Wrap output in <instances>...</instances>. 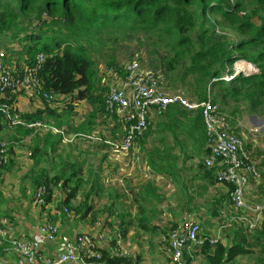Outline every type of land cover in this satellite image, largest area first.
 <instances>
[{"label":"trees","instance_id":"1","mask_svg":"<svg viewBox=\"0 0 264 264\" xmlns=\"http://www.w3.org/2000/svg\"><path fill=\"white\" fill-rule=\"evenodd\" d=\"M127 34L141 35L151 41L152 49L161 51L162 70L169 86L175 89L173 93L181 92L178 87L181 85L190 99L211 100L232 120L242 118L237 114L263 116L264 0H0V52H5L4 60L10 67L20 68L23 64L32 65L38 54H44L40 74L43 89L60 97L51 105L43 100H39L41 104L35 103L29 98L28 113L23 120L46 122L63 130L65 135L53 131L35 133L25 126L14 128L8 136V157L0 172V201L4 199V177L9 168L17 164L15 149L25 148L30 152L33 165L20 172L18 185H26L30 203H35L40 187L47 188L45 203L37 207L42 211L49 207L47 221L60 225L88 222L96 234L119 233L123 243L139 242L138 236L128 238L133 221L126 223V217L116 208L120 205L116 204L118 198L109 187L104 188L101 171L69 152H57L58 143H67L66 138L89 141L96 137L99 126L103 129L104 123L112 122L105 111L110 81H100V65L110 62V67H117L109 46L114 41L124 40ZM10 37L14 41L4 44ZM17 40L25 42V49L18 53L23 55L19 60L13 55ZM240 60L258 65L262 72L252 76L241 73L229 82L224 81V76L234 74V64ZM104 73L108 76L107 68ZM9 98H0V106L14 105L17 97ZM80 104L84 111L75 113ZM171 107L176 106H169L161 113L169 112ZM177 107L184 116L192 113L196 116L191 128L200 132L202 123L207 142L201 112ZM19 110L23 111L24 107ZM6 130L4 114L0 111V140ZM121 134L124 133L120 125L115 123L106 136L101 134L97 147L101 149L112 140L119 141ZM207 151L209 156L210 151ZM84 153L87 155L89 150L85 149ZM207 171L211 178L215 177L216 168ZM232 189L229 186V193ZM7 193L9 195L8 190ZM110 200L113 204H109ZM229 203L228 207L234 210L230 198ZM156 205H138L141 228L152 235L147 240L150 244L154 236L159 237L180 223H172L169 230L157 225L162 211L154 216L148 214L150 206L153 211ZM213 208L216 210L215 205ZM5 210L8 213H3L0 220L6 219L11 228H15L16 216L9 208ZM101 215L104 219L100 220ZM117 219L121 223L115 224ZM150 223L155 225L150 227ZM101 225H105V231L101 230ZM201 229L207 239L199 253L204 264H239L244 256H253L255 264H264V221L255 228L241 221L232 242L223 238L215 246L210 243L213 234L207 233L202 225ZM17 237L26 236L22 233ZM137 248L132 247L125 256L102 250V264H143L142 249ZM5 254V247H0V258Z\"/></svg>","mask_w":264,"mask_h":264},{"label":"built area","instance_id":"2","mask_svg":"<svg viewBox=\"0 0 264 264\" xmlns=\"http://www.w3.org/2000/svg\"><path fill=\"white\" fill-rule=\"evenodd\" d=\"M5 55V52H0V98L17 97L14 105L4 103L0 106L6 127L25 126L35 133L53 131L64 135L63 130L46 122H24V115L28 112L26 109L19 110L24 102H30L29 98L39 104L43 100L48 105L60 98L43 89L40 74L45 55L38 54L32 65L23 64L20 68L10 67L4 60ZM247 64L249 67L241 72L244 75L252 76L262 72L258 65ZM110 73L112 81L105 99V111L113 124L120 125L124 134L116 143L108 144L113 149L129 154L136 141L145 136L149 129L153 112L165 111L169 106H179L188 112L201 110L210 151L205 166L216 168L215 179L219 184L233 188L229 198L234 210L239 213L238 219L251 228L260 226L264 221V199L254 204L247 201L251 182L260 179V169L247 150L245 141L233 128L230 117L221 113L219 106L211 100L196 102L188 99L183 92L167 94L156 74L152 70L143 69L137 61L127 66L122 78L115 72ZM235 73L226 76L224 80L234 79ZM7 154L8 143L0 140V172ZM46 194L47 188L40 187L36 194V204L43 205ZM102 233L105 232L92 235L78 231L68 237L63 233L61 225L46 222L33 231L30 238L28 235L18 238L7 220L2 219L0 247H5L6 254L0 258V264H102V250L120 253L122 256L128 253L121 234L117 233L106 240L107 235ZM205 241L207 239L202 235L201 225L186 218L176 228L160 234L159 252L164 258V264H195V254L200 252ZM217 242L218 239L210 240L211 245Z\"/></svg>","mask_w":264,"mask_h":264},{"label":"crops","instance_id":"3","mask_svg":"<svg viewBox=\"0 0 264 264\" xmlns=\"http://www.w3.org/2000/svg\"><path fill=\"white\" fill-rule=\"evenodd\" d=\"M22 106L27 109L29 104L24 102ZM82 109L76 108L75 113ZM161 114V112L153 113L148 132L144 138L135 143L129 154L111 148L108 157L107 181L110 191L118 198L116 204L120 205L116 208L124 214L126 223L133 221L128 238L138 236L139 241H147L152 236L141 228L139 204H164L162 207L156 205L153 211L150 206L148 214L153 216L156 215V210L166 211L160 219V224H157L166 229L169 227L168 223L171 225L182 222L186 218L193 221L198 219L212 226L223 225L230 219L229 187L217 183L214 177L211 178L208 168L204 166L208 151L202 123L200 122V132L193 131L191 126L196 116L193 113L184 116L178 107H171L169 112ZM255 117L256 120L251 119L250 125L244 124L243 128H235L236 133L244 139L252 158L260 169L259 181H252L247 192V201L250 204L264 199V121L261 117L256 115ZM78 121L81 122L79 118ZM17 158L23 165L26 156L19 153ZM92 168L98 171L99 166ZM4 179L8 180L9 175L6 174ZM2 190L4 199L0 201L1 207L12 208V205H6L5 202V199L9 197L6 186L3 185ZM17 192L15 194L18 197L20 193L18 190ZM12 199L15 200V198ZM27 204L35 203L29 202L23 207L19 206L20 213L15 215L17 225L15 228L12 227L14 233L20 236L22 233L27 236L40 225L49 222L47 221L49 207L44 211L36 208L40 216L38 219L36 216L26 218L27 215L23 213L22 208H25ZM109 204H113V201L110 200ZM31 213L35 214V210L32 209ZM173 218L176 219L174 222ZM34 219L37 222L33 223ZM118 223L121 222L117 219L115 224ZM155 223H150V227ZM78 231H80L79 228L74 229V233ZM74 233L66 236H72ZM215 234L222 235L219 229L212 237ZM156 238L159 240V237H153V239ZM215 239L219 240L221 236ZM155 252L160 255L158 248Z\"/></svg>","mask_w":264,"mask_h":264},{"label":"rangeland","instance_id":"4","mask_svg":"<svg viewBox=\"0 0 264 264\" xmlns=\"http://www.w3.org/2000/svg\"><path fill=\"white\" fill-rule=\"evenodd\" d=\"M34 26H36V23L34 24ZM37 31H35L36 33ZM21 36L23 37V35L21 34ZM19 38V37H18ZM21 39V38H20ZM14 41L12 40V38H8L7 40H5L4 44H8L7 42H11ZM15 47L14 50L16 49V52L13 53L14 55V59L16 58L17 60L23 58L21 56L23 55H19L18 53L20 51H23L25 48H23V46L25 45V42L22 41H16L15 42ZM110 49V54L112 56L115 57V64H117V67L114 65L115 68L110 67L109 63L108 65H104L101 64L100 65V81L102 80V82L104 81H111V76H110V72H115V73H119L120 76H123L125 74V70L127 68V66L133 62V61H137L140 63V65L142 66L143 69L146 70H152L156 76L159 78L160 82L162 83V86L168 90L170 93L175 92V89H173L172 87L169 86L168 80L165 77L164 74V68L162 66V61H161V51L157 50L158 52L155 51V49H152V43L151 41H148L146 39H144L143 36L141 35H133V34H127L125 36V39L122 41H114L111 43V45L109 46ZM18 51V52H17ZM24 62V59H23ZM117 62V63H116ZM241 62V63H238ZM234 64H237V67L239 65H243L246 66L247 68L249 67V65L247 64L248 62H243V61H238ZM107 68V73L108 76L104 73V70ZM163 69V70H162ZM102 72L104 73V75L102 76ZM99 77H97L99 79ZM180 86V87H179ZM179 89H181V91L186 95V97L188 99L189 96L187 94V91L184 87H182L181 85H178ZM192 100V99H190ZM38 101V100H37ZM81 107L80 109H82L83 105L80 104ZM240 108H243L242 106H240ZM247 108V107H246ZM84 107L82 109V111H84ZM230 109H233V107H231ZM242 111V110H241ZM238 116H241V119L238 120H232L231 119V123L233 125V128L235 129H239L241 128L244 124H248L250 125V121L252 119V117H255V115H246V114H237ZM234 118V117H233ZM264 121V112H263V116L261 117ZM235 119V118H234ZM82 122V121H81ZM80 122V123H81ZM104 123V128L101 129L100 126L97 129V131L95 132V136L91 138V140L86 141L84 139L81 138H77L73 141H68V139L66 138V142H62L60 145L58 143L57 146V152L59 153H65V152H69L71 154H73V156L75 158H81L84 160H87V163H90L91 167L95 168L99 163L100 168L98 170L101 171V177H102V184L104 186V188L107 190L109 187L108 184V175H109V163H108V157H109V152H110V148H113L112 145L109 146V144H107L106 147L104 148H98V144L101 143V139L102 136L101 134L103 133L105 136L106 134H108L111 130V128L113 127V123L109 120L108 121V125H106ZM65 128V127H64ZM243 128V127H242ZM8 130H6L5 132H3L1 141H5L8 143V149L10 147V143L8 141V136L13 132L14 128H7ZM245 129V128H244ZM46 133V132H44ZM28 139H26L27 142ZM95 142V143H91V142ZM110 144H114L116 143V141H111L108 142ZM27 144V143H26ZM29 144V143H28ZM18 147H16L15 149V158L17 160V164H14L13 166H11L8 170V175H9V179L5 180L3 185L6 186L8 192H9V197H8V204L6 205H12V208L9 207L10 212H14V216L19 214L20 211L18 210L19 206L29 203L30 201V196L28 197V195L26 196L27 188L25 184L19 183V181L21 180V171H27L29 170V168H31V166L33 165V162H31V160L29 159L30 157V152H28V149L22 150V149H17ZM88 149L89 153L86 155V153H84V150ZM19 153L21 155L26 156L25 158V162L23 165L20 164L19 159L17 158L19 156ZM107 156L106 159L102 160L104 156ZM8 157V154H7ZM7 159V158H6ZM22 189L24 191H22ZM17 190L20 192V194H18V197L16 196V194L18 193ZM16 193V194H15ZM14 194V195H13ZM13 195V196H12ZM15 196V197H14ZM12 198H15V200H13ZM54 204V203H52ZM2 205V204H1ZM0 205V216L2 217L5 213L7 214L8 211H6L3 207H1ZM159 207L164 206V204L160 205L158 204ZM18 206V207H17ZM38 207V204H27L25 208H22L23 213L26 214V218H32V216H36V218L38 219V217L40 218V216H38V211L36 210V208ZM16 208V209H13ZM35 210V214L31 213V210ZM38 209V208H37ZM162 210V213L165 214V212H163L164 210ZM34 212V211H33ZM49 212V210H48ZM64 212H67L66 210H64ZM156 212H158L156 210ZM229 217L230 219L227 220V222L225 221V224H221L218 226H212V225H207L206 223H204V221L198 220V219H194L196 220V222H198L200 225L203 226V229L207 232V233H211L214 234L216 233V231L219 229L220 232L222 233V235H218L215 234V236L211 237V239H215L217 238V236H221V239L223 238H227L228 242H232V240L235 237V234L237 233V230L239 226H241V221L238 219L239 213L236 212L235 210H230L229 212ZM242 215H244L243 213H241ZM154 216V215H153ZM16 218V217H15ZM162 218V215L159 216L158 220L160 221V219ZM168 218V217H167ZM98 219H104V215H101L98 217ZM103 221V220H102ZM175 221V219L173 218V222ZM238 221V222H236ZM33 223L37 222L36 219L32 220ZM99 222V221H98ZM169 227H171L170 223ZM105 225H101V230H106L103 229ZM154 226V225H152ZM244 226V225H242ZM169 227H167V229H170ZM79 228L80 231H84L87 233H90L92 235H96V230L95 228L91 227L90 223H78V222H69L67 223V225H62L61 224V229L64 232L65 235H70L72 233H74V229ZM102 234H106V240H108L109 238H112V235L114 236V234L112 232L109 233H102ZM245 234H247L245 232ZM18 235V234H16ZM210 239V238H209ZM240 239V237H239ZM220 240V239H219ZM152 245V247L150 246ZM216 245V244H215ZM212 245V246H215ZM124 247L127 249V251L129 252V250L132 247H138L139 250L140 248L142 249V254H143V258H142V262L143 264H164V258L162 257V255L157 254L155 252V250L158 248L159 249V240L158 238L154 239L152 244H150L149 242L143 240V241H127L124 243ZM148 247V248H147ZM151 247V248H150ZM137 248V249H138ZM200 252H197L195 254V258H194V263L195 264H204L202 257L199 255ZM129 255V254H128ZM165 257V256H164ZM255 258L253 256H244L241 257L239 259V264H255Z\"/></svg>","mask_w":264,"mask_h":264},{"label":"clouds","instance_id":"5","mask_svg":"<svg viewBox=\"0 0 264 264\" xmlns=\"http://www.w3.org/2000/svg\"><path fill=\"white\" fill-rule=\"evenodd\" d=\"M240 61H244V62H247V61H245V60H240ZM249 63V62H248ZM252 64V63H251ZM116 74H118V76L119 77H124L125 76V74L123 75V76H120V74L119 73H116ZM110 76H111V73H110ZM112 78V77H111ZM111 81H112V79H111ZM111 81H110V84H111ZM110 84H109V86H110ZM160 85H161V82H160ZM162 87V86H161ZM110 88V87H109ZM163 88V87H162ZM164 89V88H163ZM165 90V89H164ZM182 92V91H181ZM168 94V93H167ZM171 94H175V93H171ZM40 107V106H39ZM181 108V107H180ZM155 112H158L159 113V111H155ZM161 112H164V111H161ZM154 113V112H153ZM153 113H152V115H153ZM152 115H151V117H152ZM231 119V118H230ZM150 123H151V118H150ZM150 126H151V124H150ZM150 128V127H149ZM122 129V128H121ZM236 130V129H235ZM238 134V133H237ZM122 135V134H121ZM240 135V134H239ZM145 136H143L142 138H144ZM242 137V136H241ZM141 139V138H140ZM70 140H74V138L73 139H70ZM139 140V139H138ZM137 140V141H138ZM244 140V139H243ZM136 141V142H137ZM246 144V143H245ZM246 148H247V145H246ZM207 149H208V147H207ZM209 150V149H208ZM247 150H248V148H247ZM249 151V150H248ZM250 152V151H249ZM251 154V153H250ZM210 156V155H209ZM208 156V157H209ZM207 159V158H206ZM204 166H205V162H204ZM259 166V165H258ZM208 169H210V168H208ZM213 169V168H212ZM215 178V177H214ZM217 182V181H216ZM218 183V182H217ZM227 186V185H226ZM229 187V186H228ZM35 201H36V199H35ZM45 203V202H44ZM35 204H36V202H35ZM179 224V223H178Z\"/></svg>","mask_w":264,"mask_h":264},{"label":"bare ground","instance_id":"6","mask_svg":"<svg viewBox=\"0 0 264 264\" xmlns=\"http://www.w3.org/2000/svg\"><path fill=\"white\" fill-rule=\"evenodd\" d=\"M235 68V67H234ZM246 66H243V65H239L238 67H236V73H235V76H237L238 74H240L241 72H243L244 70H246ZM233 75V74H232ZM227 76H230V75H227ZM226 76H224V78H225ZM224 78H223V80H224ZM224 81H226V80H224ZM230 80H228V81H226V82H229ZM195 101V100H194ZM196 102H199V101H196ZM201 102V101H200ZM203 102H205V101H203ZM177 107V106H176ZM198 111H200L201 112V110H198ZM202 117V116H201ZM149 130V129H148ZM148 130L146 131V133L148 132ZM51 133V132H50ZM53 133V132H52ZM55 133V132H54ZM145 133V134H146ZM111 231V230H110ZM111 254H114V253H112V252H110ZM129 253H127L126 255H128ZM122 255V254H121ZM123 256H125V255H123Z\"/></svg>","mask_w":264,"mask_h":264},{"label":"water","instance_id":"7","mask_svg":"<svg viewBox=\"0 0 264 264\" xmlns=\"http://www.w3.org/2000/svg\"><path fill=\"white\" fill-rule=\"evenodd\" d=\"M252 120H254V121H255V120H256V117H252Z\"/></svg>","mask_w":264,"mask_h":264}]
</instances>
